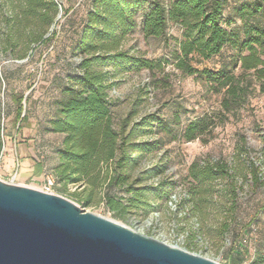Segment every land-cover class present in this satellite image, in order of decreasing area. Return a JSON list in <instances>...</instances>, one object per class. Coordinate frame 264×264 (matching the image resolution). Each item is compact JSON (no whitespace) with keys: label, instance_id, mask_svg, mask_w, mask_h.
<instances>
[{"label":"trees","instance_id":"obj_1","mask_svg":"<svg viewBox=\"0 0 264 264\" xmlns=\"http://www.w3.org/2000/svg\"><path fill=\"white\" fill-rule=\"evenodd\" d=\"M227 1L150 0L143 10V38H162L170 25H177L181 33L172 55L174 68L185 75H196L213 92L222 93L220 120L204 114L175 130L172 139L190 142L202 138L225 121V113L245 103L255 84L264 93V0H247L233 8L243 21L241 31L228 28L233 20L225 18ZM143 2L90 0L72 47V52L80 56V72L67 76L57 113L49 121L50 131L62 134L55 149L57 162L50 174L54 190L68 192L69 187H74L69 192L74 202L82 206L102 205L121 220L131 214L148 215L155 200L172 201L173 183L165 174L166 161L144 165V153L162 144V137L144 143L135 142L133 137L139 126H147L149 132L171 134L173 126L179 123L178 114L163 118L149 113L138 122L123 118L115 125L113 101L109 98L117 67L148 71L161 68V61L135 56L121 48L134 28ZM1 7L6 12L0 21L5 27L0 31V46L20 59L28 55L31 44H43L50 39V35L45 37L47 28L63 9L59 0H0ZM224 47L231 50V55L217 70L195 66L220 54ZM109 65L111 69L107 70ZM11 99L16 105L19 130V124L26 120L28 98L13 94ZM36 165L40 170L41 164ZM263 171L254 162L246 161L243 149L231 161H193L187 169L184 193L173 201L176 209L186 210L183 218L193 221L188 224V233L195 238L216 239L218 243L233 236L241 206L238 181H246L249 175V183L255 185L264 176ZM155 175L159 179L153 183ZM187 249L193 248L188 245Z\"/></svg>","mask_w":264,"mask_h":264},{"label":"rangeland","instance_id":"obj_2","mask_svg":"<svg viewBox=\"0 0 264 264\" xmlns=\"http://www.w3.org/2000/svg\"><path fill=\"white\" fill-rule=\"evenodd\" d=\"M59 1L63 9L47 28L45 37L50 35L49 40L43 44H31L28 55L22 59L9 55L0 46V181L54 193L74 202L69 195L74 187H69L68 192H60L46 183V176L51 174L57 162L55 149L62 140V134L50 131L49 121L57 113V103L62 98L67 76L80 72V56L72 52V47L81 31L90 0ZM149 1L144 0L141 5L134 28L121 43V48L135 56L161 61V68L148 71L117 67L109 98L113 101L115 125L123 118L138 122L149 113L163 118L178 114L179 123L173 126L171 134L149 132L147 126H139L133 137L139 143L162 137V144L144 153V165L149 167L161 160L166 161L165 174L173 183L170 189L172 201L165 198L155 200L154 209L148 215L131 214L125 220L115 218L102 205L74 203L86 212L114 220L137 233L220 264H264V176L255 185L249 183V175L246 181L239 179L242 189L239 224L234 227L233 236H226L221 243L216 239L190 235L188 224L193 221L183 218L186 210L176 209L173 203L184 193L187 169L193 161L219 158L231 161L243 149L246 161L264 169V93L255 84L245 103L235 111L225 113V121L202 138L190 142L172 139L175 130H181L204 114L211 115L215 121L220 120L223 115L220 107L222 93L213 92L196 75H185L174 68L172 55L181 33L177 25H170L162 38H143L142 14ZM246 1H227L225 18L233 20L228 28L241 31L243 21L233 8ZM64 10H67L66 14ZM5 12V7H1L0 21ZM4 29L0 24V31ZM230 55L231 50L224 47L220 54L195 66L217 70L228 62ZM110 69L109 65L107 70ZM13 94L28 98L26 120L19 124V130L15 122L16 105L11 99ZM36 163L41 164L40 170ZM158 179L159 175H155L152 182ZM250 220L253 221L248 225ZM188 245L193 249H187Z\"/></svg>","mask_w":264,"mask_h":264},{"label":"water","instance_id":"obj_3","mask_svg":"<svg viewBox=\"0 0 264 264\" xmlns=\"http://www.w3.org/2000/svg\"><path fill=\"white\" fill-rule=\"evenodd\" d=\"M0 264H220L60 195L0 181Z\"/></svg>","mask_w":264,"mask_h":264},{"label":"built area","instance_id":"obj_4","mask_svg":"<svg viewBox=\"0 0 264 264\" xmlns=\"http://www.w3.org/2000/svg\"><path fill=\"white\" fill-rule=\"evenodd\" d=\"M46 183L48 187H51L53 185V177L50 174L46 176Z\"/></svg>","mask_w":264,"mask_h":264}]
</instances>
